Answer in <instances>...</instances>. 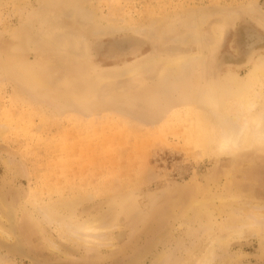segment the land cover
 <instances>
[{"label":"rangeland","instance_id":"rangeland-1","mask_svg":"<svg viewBox=\"0 0 264 264\" xmlns=\"http://www.w3.org/2000/svg\"><path fill=\"white\" fill-rule=\"evenodd\" d=\"M255 12L264 14V0H0L2 78L4 70L11 64L13 68L24 64L32 70L36 68L38 72L43 66V75L50 80L52 92L49 96L52 100L58 101V92L71 94V98L74 95L84 97L82 102L98 114L96 118L86 120L71 115L69 108L60 109L61 113L56 106L52 109L51 106L46 107L43 101L34 103L31 97L29 99L20 92L22 87L19 89L7 77L0 82V194L19 209L18 229L23 238L27 237V233H35L33 238L36 241L28 244L32 254L46 262L63 261L66 264H85L84 261L121 264L129 258L133 259L152 238L159 236L167 223H173L172 206L176 198L167 189L176 185L178 191H186L187 199L175 204L177 223L173 233L167 245L160 244L141 264H163L170 259L174 262L177 258L185 259L186 253L198 252L207 240L206 222L210 219L215 230L224 218V214L219 215L215 211L219 207L217 202L211 207L213 212L210 214L203 205L196 210L188 208L191 195L199 189L196 185L206 184L213 177H220L223 183L225 181L222 180L227 178V181L232 180L235 177L233 167L245 159L253 164L252 168L235 171L238 175L234 181L243 191L254 186V196L264 200V147L250 149L244 153L246 156H237L233 164L228 157L218 159L215 155L204 153L203 142L194 132L200 127L180 116L182 112H176L171 103L167 104L166 98L160 103L155 101L154 105L149 102L144 104L155 108L159 119L162 113L175 111L173 115L170 113L172 116L167 121H150L151 126L129 117L121 119L110 112L117 105L116 101L107 102L110 96H106L111 91L112 99H118L123 95H120L121 91L127 89V82L111 81L112 84L108 85L107 82L95 81L92 84V77L101 71H118L116 73L125 75L123 69L130 73L138 62L157 55H168L167 44L156 45L154 34L150 36V33H141V30L153 32L166 20L183 22L197 16L207 17L206 24L200 28L201 37L210 41L213 28L223 22L224 35L215 55L209 57L206 66H198L192 78L198 80L197 75L205 68L211 73L218 68L223 71L241 61L239 48L244 45L241 31L245 26L258 27L254 24L258 14ZM236 16L238 20L233 19ZM179 34L183 36L185 29H181ZM206 39L202 47L208 44ZM223 56L231 61L224 60L225 64L219 67L218 61ZM129 66L131 68L126 69ZM240 71L244 76L246 70ZM152 75L153 71L144 74L149 79ZM132 82H128L129 86L137 83ZM130 195L135 199L129 202V208L126 205L128 211L125 215L120 214L115 201ZM154 195L159 202L149 216ZM196 195L200 197L201 192ZM61 202H78L73 213L76 219L81 218L85 206H92V214L99 215L103 210L107 216L116 212L123 219L126 216L125 224L119 228L126 234L125 241L112 240L111 249H97V255L90 257L85 249L65 239L63 227L72 218L69 211L55 210L60 219H64L61 224L52 222L46 225L37 214L36 209H50ZM232 205L238 204H227L224 209L231 211ZM105 210L107 212L104 213ZM30 213L46 228L58 247V253L49 251L37 235ZM132 216L135 218L129 220ZM195 234L198 235L196 238L188 236ZM114 237L115 234L111 238ZM182 240L186 249L181 254ZM67 249L74 250V254ZM65 254L71 257L63 258ZM226 256L229 264H237L236 260L242 258L250 260V264H264V253L258 249L255 239L234 243ZM155 257L158 259L155 260ZM26 261L0 250V264H29ZM178 262L186 264L183 260Z\"/></svg>","mask_w":264,"mask_h":264},{"label":"bare ground","instance_id":"bare-ground-1","mask_svg":"<svg viewBox=\"0 0 264 264\" xmlns=\"http://www.w3.org/2000/svg\"><path fill=\"white\" fill-rule=\"evenodd\" d=\"M238 15H240V13ZM256 17L257 20L254 21V24L258 27L255 28L250 25L242 28L241 33H243L244 36V45L239 48L241 61L238 60L239 63L232 65L233 67L228 66L223 71L218 68L215 73H211L205 68L203 73L197 75L198 80L194 81L192 77H194L196 68L201 65L206 66L209 57L215 55L219 48V43L222 41L224 35V25H222L224 22L213 28V35L212 38L210 37L211 40L209 41V38L207 40L201 37L200 33V28L206 24L207 17L197 16L194 19L188 18L183 22L169 19L154 28L153 32L150 30H141V33H150V36L154 34L156 45H160L161 43L162 46H165V44H167L166 47L169 48L167 56L157 55L154 58H148L138 62L134 65V68L130 69V73H128V70L126 71L123 69V71L126 72L125 75L116 73L118 71L115 72L110 70H106L104 73L101 71V74L97 72L99 75L96 74L92 77V84L95 81H97V83L104 82L105 84L107 82L108 85L112 84L111 81H117L116 83H119L120 80V84H125L127 82V89L125 88L126 86L124 87L125 89L121 88L124 91L122 90L120 95H123L118 97V99H112V95H110V90L112 89L110 88V94H108V90L105 88L108 94L106 98L110 96L107 102L116 101L117 105L113 111L109 108L110 112L115 113L117 116H120V118L126 117L128 119L129 117L136 120V122L138 121L143 124L146 123V125H151L150 121L152 120L158 119L167 121L175 111L182 112L180 116L183 115L190 124H195L200 127L199 131L197 130L199 134L197 131L194 132H196L195 134L198 135L201 142H203L202 146L204 153L215 155L218 159L228 157L232 160L233 164V159L237 156L245 155L250 149L264 147V14L258 13ZM233 19L238 20L239 17L236 16ZM181 29H185V34L183 36L179 34ZM205 39L209 42L202 47ZM188 50L189 52L187 55H182ZM223 57L221 61H218L219 67L225 64L226 61L224 60L228 62L231 61L230 58ZM8 66V69L6 67L4 70V77L11 80V83L14 82V85L17 84L18 87H20L19 89L22 87L23 90L20 92L25 93L27 98L31 97L34 103L37 104L43 101L42 103H44L46 107L51 106L50 109H52V106H56L60 112V109L69 108V112H72L71 115L81 116L86 120L98 116L90 105L82 102L84 97L80 98L78 95V97L74 95V97L71 98L73 96L71 94L68 96L63 92H58L56 93L58 101L52 100L49 96L52 92L50 80L44 77L43 66L39 67V72L36 68L32 70L30 66L24 64L18 65L15 68H13L14 66L12 64ZM129 68H131V66L126 69ZM242 69L246 70L244 76H241L239 73ZM151 71H153V75L150 79L149 76H144V74ZM3 78L0 75V82L4 80ZM8 79L6 80L8 81ZM131 81L137 82L136 85L129 86L128 82ZM99 84L97 85L99 86ZM120 84L118 86H120ZM140 84L150 86H142ZM94 87L96 88V85ZM121 89L119 88V90ZM164 98H166L167 104L171 103V106L173 105L172 107H174L175 111L174 109L173 113L167 111L164 115L159 112L161 114L159 119L160 115H155V108H148L144 104L146 102L155 104V101H159L158 103H160V100ZM91 99L89 100L91 101ZM124 99L127 101L125 100L126 103L124 102L123 106ZM95 100H97V98ZM140 105L144 106L140 107ZM54 107L53 109L55 112L56 109ZM159 111L161 110L159 109ZM48 112L50 111L48 110ZM170 113L172 114L171 116ZM57 115L60 116L59 113ZM154 122L156 123V121ZM192 141H194L193 138ZM252 165L250 161L248 162V160L245 159L233 167L232 173L235 174L233 175L235 177L232 180L227 181V179H229L227 178L226 180H222L225 181L223 183L220 181V177H213L208 179L206 184H199L200 186L196 185L199 189L193 194L191 193V204L187 207L196 210L200 205H203L207 213L210 214L213 212L211 207L217 202L219 207L217 206L218 208H215V211H217L219 215L224 214V218L221 223L217 225L216 231L212 228L213 222L209 219V222H206L208 223L206 224V228L204 227L209 235L201 249L196 253H186L185 259L177 258V261L183 260L186 264H229L228 256H226L228 249L234 243H241L248 239H255L258 243V249L260 252L264 253V200H259L254 196V186H250L247 191H243L237 186L236 181H234L238 175L235 171L239 169H251ZM235 185L237 187H235ZM235 188H237L236 191ZM167 192L173 194L176 198L172 206V214L174 216L173 223L171 225L167 223V225L160 230L159 236L152 238V240L147 243L148 245L143 248V251H138L133 259L129 258L126 262L121 264H141L160 244H166L168 239H170L173 233L172 230H174V226L177 223L175 215L177 208H175V204L177 201L179 203L182 200L184 201L187 194L186 191H178L176 185L170 186ZM198 192H201L200 197L196 195L199 194ZM164 193L166 194V192ZM155 196L156 195H154V197L152 196V198L155 199L151 201L152 208H150V212L148 211L149 216L154 213L156 202H159V199ZM133 199H135V196L130 195L128 197L118 198L115 201L116 208H118L120 214L125 215V212L128 211L126 210V205H128L129 208V202L133 201ZM235 202H237L238 205L230 206L232 208L231 211L224 209L225 205L235 204ZM77 203L78 202L62 203L50 207V209L48 207H42L36 210L41 221L46 225H50L52 222H58L59 224L63 223L62 221L64 219H60L56 211L61 209L69 211L72 218L64 224L65 239L85 249L86 254H89L90 257L97 255V249H111L113 247L112 240H117L118 242L125 241L126 234L121 232L119 228L123 227L125 224L124 219H126V216L123 219L118 215V212H116V214L113 213V215L111 214L112 217L110 215L107 216L103 214V210H101L99 215L92 214V206H85L82 208L81 218L76 219L73 218V213L76 211ZM105 212L107 211L105 210L104 213ZM101 213L103 214L102 216ZM18 217L19 209L16 205L6 201L0 194V237L2 240V242L0 241V247H2L0 250L17 258L19 257L22 260H28L29 264H66L63 261L53 263L47 260L48 262H46L32 254L28 250V247L33 243L35 233H27V239H24L18 229ZM30 217L32 218L37 235L42 239V242H44L48 250L53 253H58V247L47 234L46 228L39 224L34 218V215L31 214ZM133 217L135 218V216H132L129 220ZM138 218L140 219L139 216ZM129 220L127 222H130ZM140 220H142V217ZM178 226L181 227L182 223ZM200 230H202V228ZM114 234L115 237L113 239L111 237ZM188 236L196 238L198 235ZM35 241L36 240H34V242ZM180 242L181 241H179V243ZM182 242V246L180 245L181 250H178L181 254L184 253L186 249L185 242ZM67 251L71 254L75 252L72 249H67ZM239 254L234 257L236 258ZM70 257L71 256L65 254L63 258L69 259ZM156 259L158 258L155 257V260ZM168 261L163 264H179L177 261L174 262L173 259ZM236 261L237 264H250L249 262H251L250 260L247 261L246 258L237 259ZM84 263L95 264L96 262L84 261Z\"/></svg>","mask_w":264,"mask_h":264}]
</instances>
